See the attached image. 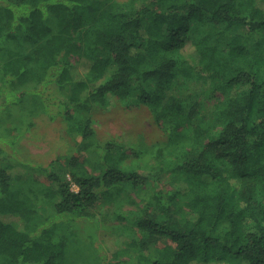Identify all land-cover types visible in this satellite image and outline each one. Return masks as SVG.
<instances>
[{"label":"trees","instance_id":"16d2710c","mask_svg":"<svg viewBox=\"0 0 264 264\" xmlns=\"http://www.w3.org/2000/svg\"><path fill=\"white\" fill-rule=\"evenodd\" d=\"M263 31L264 0H0V141L14 158L37 111L77 145L24 194L0 146V264H105L55 226L110 203L128 219L127 201L122 262L264 264ZM113 98L145 104L169 140L101 141L92 113Z\"/></svg>","mask_w":264,"mask_h":264},{"label":"rangeland","instance_id":"374dc122","mask_svg":"<svg viewBox=\"0 0 264 264\" xmlns=\"http://www.w3.org/2000/svg\"><path fill=\"white\" fill-rule=\"evenodd\" d=\"M258 39L264 43V31ZM216 95L222 97L220 93ZM216 100L212 98L208 100V104H214ZM31 101L40 103L38 98L31 97L30 104ZM36 112L27 120L33 122L31 130L25 132L21 138L14 158L10 155L12 148L0 141V146L7 150L9 161L17 165L15 169H21L22 177L14 180L13 183V189L20 190L21 194L30 189L33 192L41 190L48 184V173L51 170L63 173L77 147L74 137L68 134L66 122L62 117L50 120L46 114H36ZM92 121L97 130V137L101 141L116 137L138 149L156 141L169 140V134H166L159 123L152 118L145 104L124 106L117 98H113L106 107L92 113ZM77 140L80 141V137H77ZM67 177L70 178L69 175ZM158 186L165 189L172 187L168 178L159 182ZM73 187L77 188L75 185ZM131 194L134 195L132 192ZM137 208L127 201L123 210L127 213L128 219L121 220L113 213L114 204H104L101 208L92 210L94 215L91 218L79 217L70 221L60 218V221H57L61 223L55 226V230L63 232L70 228L77 232L78 243L93 241L91 244H82L81 247L84 248L83 253L89 254L90 258L94 257L95 261L101 260L105 264H128L121 261L128 259L127 256L116 259L110 256V253L114 252V249L122 248L126 241L137 236L136 228L132 223V219L137 216Z\"/></svg>","mask_w":264,"mask_h":264}]
</instances>
